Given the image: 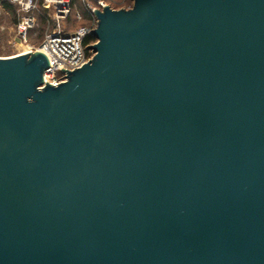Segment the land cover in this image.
I'll use <instances>...</instances> for the list:
<instances>
[{
  "label": "water",
  "instance_id": "1",
  "mask_svg": "<svg viewBox=\"0 0 264 264\" xmlns=\"http://www.w3.org/2000/svg\"><path fill=\"white\" fill-rule=\"evenodd\" d=\"M93 14L57 86L0 58V264H264V0Z\"/></svg>",
  "mask_w": 264,
  "mask_h": 264
},
{
  "label": "built area",
  "instance_id": "2",
  "mask_svg": "<svg viewBox=\"0 0 264 264\" xmlns=\"http://www.w3.org/2000/svg\"><path fill=\"white\" fill-rule=\"evenodd\" d=\"M2 1L15 6L18 14L15 31L19 40L24 44H28L29 32L37 27V16L42 15L47 21L48 29L40 44L37 48L31 47L30 52L40 51L46 56L49 68L43 73V81L52 86H57L64 82L66 72L80 68L92 58L93 52L87 49L92 44L84 45V39L89 36L91 30L96 26L94 11L110 6L107 3L108 0H84L92 17L91 24L89 26H81L74 31H66L65 22L70 14L74 0ZM75 17L78 21L82 19V15L79 12H76ZM18 55L20 53L15 56Z\"/></svg>",
  "mask_w": 264,
  "mask_h": 264
},
{
  "label": "rangeland",
  "instance_id": "3",
  "mask_svg": "<svg viewBox=\"0 0 264 264\" xmlns=\"http://www.w3.org/2000/svg\"><path fill=\"white\" fill-rule=\"evenodd\" d=\"M0 0V58L13 57L20 53V55L27 51L29 48H37L41 42V37L45 34L48 26L38 20L36 27V38L28 40V44L22 43L15 31V15L14 7L13 11H5L2 8ZM113 9H128L132 6V0H108L107 2ZM75 11L79 12L81 15L84 12H88L86 7V1L76 0L75 2ZM38 17V16H37ZM85 20H76L72 23V27L68 28V31H74L77 28L81 27L84 24ZM88 23V21H87ZM67 22H65V30Z\"/></svg>",
  "mask_w": 264,
  "mask_h": 264
},
{
  "label": "trees",
  "instance_id": "4",
  "mask_svg": "<svg viewBox=\"0 0 264 264\" xmlns=\"http://www.w3.org/2000/svg\"><path fill=\"white\" fill-rule=\"evenodd\" d=\"M75 2H76V0H74L72 2L70 14H69V16H68V18L66 20V22H67V24H66V26H67L66 31H68V28H71L72 27V23L74 21H76L75 14H76L77 11L74 10V8H75ZM1 4H2V8L5 11H13V7H14V15L16 17V19H15V25H16L17 20H18V14L16 12L15 6L11 5L10 3L6 2V1H2ZM38 20H40L41 22H43V23H45L47 25V21L43 18L42 15H39L37 17V21ZM81 20L82 21L83 20L86 21L81 26H89L91 24V22H92V17L89 14V12H84V13H82V19ZM87 21H88V23H87ZM36 36H37V34H36V28H35L34 30H32V31L29 32V40L32 39V38H36ZM43 36H44V34H43ZM43 36L41 37V40H42ZM94 42H95V40L93 38H91L90 36H87L84 39V45L93 44Z\"/></svg>",
  "mask_w": 264,
  "mask_h": 264
},
{
  "label": "bare ground",
  "instance_id": "5",
  "mask_svg": "<svg viewBox=\"0 0 264 264\" xmlns=\"http://www.w3.org/2000/svg\"><path fill=\"white\" fill-rule=\"evenodd\" d=\"M30 50H31V48H29L27 51L23 52L22 54L30 53ZM22 54H21V55H22Z\"/></svg>",
  "mask_w": 264,
  "mask_h": 264
}]
</instances>
